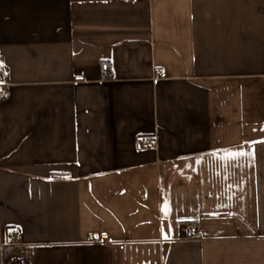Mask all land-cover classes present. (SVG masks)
Here are the masks:
<instances>
[{
  "label": "crops",
  "instance_id": "1",
  "mask_svg": "<svg viewBox=\"0 0 264 264\" xmlns=\"http://www.w3.org/2000/svg\"><path fill=\"white\" fill-rule=\"evenodd\" d=\"M0 66V264L13 228L33 264H264V0H0Z\"/></svg>",
  "mask_w": 264,
  "mask_h": 264
},
{
  "label": "built area",
  "instance_id": "2",
  "mask_svg": "<svg viewBox=\"0 0 264 264\" xmlns=\"http://www.w3.org/2000/svg\"><path fill=\"white\" fill-rule=\"evenodd\" d=\"M102 70L105 75V78L108 80H116L117 74L115 69L107 62L102 64ZM161 74V73H160ZM8 72L5 67L0 66V80L5 81L7 79ZM76 80H84L83 76H78L75 78ZM6 84L4 82H0V99L6 96ZM138 143L141 148H151L156 144V138L153 135L142 136L138 139ZM9 237L16 240V242L11 246L12 250L7 255L4 264H33L32 253L27 243H24L21 240V230L19 228L10 229L8 232ZM189 239H196L198 236V228L193 225L189 228L187 235ZM103 240L107 237L102 236ZM91 239L96 241L93 236Z\"/></svg>",
  "mask_w": 264,
  "mask_h": 264
},
{
  "label": "snow or ice",
  "instance_id": "3",
  "mask_svg": "<svg viewBox=\"0 0 264 264\" xmlns=\"http://www.w3.org/2000/svg\"><path fill=\"white\" fill-rule=\"evenodd\" d=\"M228 154L232 157L247 155V153L243 151L230 152ZM165 238H167V236H165Z\"/></svg>",
  "mask_w": 264,
  "mask_h": 264
},
{
  "label": "trees",
  "instance_id": "4",
  "mask_svg": "<svg viewBox=\"0 0 264 264\" xmlns=\"http://www.w3.org/2000/svg\"><path fill=\"white\" fill-rule=\"evenodd\" d=\"M9 253H10V251L5 253V255H6L5 258H7V255H8Z\"/></svg>",
  "mask_w": 264,
  "mask_h": 264
}]
</instances>
